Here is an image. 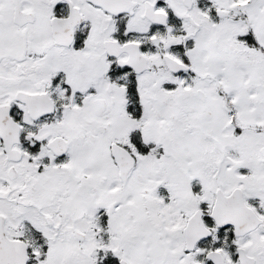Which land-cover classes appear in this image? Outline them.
<instances>
[{"label":"snow or ice","instance_id":"snow-or-ice-1","mask_svg":"<svg viewBox=\"0 0 264 264\" xmlns=\"http://www.w3.org/2000/svg\"><path fill=\"white\" fill-rule=\"evenodd\" d=\"M0 264H264V0H0Z\"/></svg>","mask_w":264,"mask_h":264}]
</instances>
